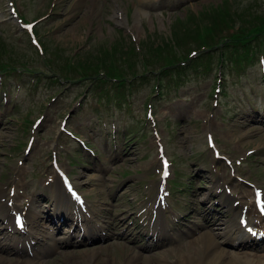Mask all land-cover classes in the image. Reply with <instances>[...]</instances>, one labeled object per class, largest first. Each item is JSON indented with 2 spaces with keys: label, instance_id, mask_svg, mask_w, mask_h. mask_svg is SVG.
Wrapping results in <instances>:
<instances>
[{
  "label": "rangeland",
  "instance_id": "rangeland-1",
  "mask_svg": "<svg viewBox=\"0 0 264 264\" xmlns=\"http://www.w3.org/2000/svg\"><path fill=\"white\" fill-rule=\"evenodd\" d=\"M11 2L25 23H35L42 56ZM256 29L264 31V0H0V64L18 68L0 75V189L16 184L29 196L53 197L57 166L89 199L97 226L123 220L132 230L168 187L161 203L167 200L174 218L188 215L170 237L215 233L219 221L209 213L217 219L222 210L202 203L212 179L232 202L253 205L254 188L264 192V40H227L229 32L240 38ZM172 43L188 62L168 69ZM42 62L54 64L53 73ZM127 71L125 89L107 79ZM177 71L182 75L172 76ZM158 138L171 164L166 183ZM211 192L214 198L220 191ZM187 232L194 235L187 239ZM111 234L49 250L38 263L174 264L186 251L172 244L147 250L145 241ZM11 262L26 263L6 257L4 264Z\"/></svg>",
  "mask_w": 264,
  "mask_h": 264
},
{
  "label": "bare ground",
  "instance_id": "bare-ground-1",
  "mask_svg": "<svg viewBox=\"0 0 264 264\" xmlns=\"http://www.w3.org/2000/svg\"><path fill=\"white\" fill-rule=\"evenodd\" d=\"M207 123V122H205ZM216 179V178H215ZM55 187L49 188L48 192L51 194L53 193V198H49L47 195L43 193H38L36 195H33V199H27L29 201L28 205V211L31 213L30 215V221L32 223H36L37 218L39 219H48L51 222L54 223L56 219H58L63 224L65 223V220H67V216L65 214V209L67 208L65 205L73 204L77 207L76 211L81 209V204L78 205L76 203V200H78V196L74 197L66 192L67 186L62 182L56 179ZM220 182H215L214 186L216 189L220 188L219 186ZM213 189V187L211 188ZM211 189L208 191V196L204 197L203 204L206 206L208 201L211 199L212 192ZM7 193H5L4 190L0 189V236L2 239L7 238L8 230L13 229V227L10 224H7L6 226L2 225L3 221H8V219L11 217V212L14 210V212L21 213L25 210H18L21 206L14 205L15 209L10 207V203L12 201L16 200L18 197H16V193L11 197L9 194V198L6 197ZM200 194H196L194 198L192 199L193 202H196L199 198ZM26 198V196H23ZM35 198V199H34ZM52 200V201H51ZM229 201L227 197H225V202ZM66 202V203H65ZM48 204H51V206H47ZM82 203V202H81ZM37 204H40V208H42L40 211L38 210ZM46 205V206H45ZM45 207L53 208L54 207V213L53 215L48 213L46 211ZM242 210V208H241ZM239 210V212H241ZM157 213L159 212L158 208L156 209ZM237 209L232 208L231 210H227L226 214H231L232 217L228 219L227 222H225V219H222L221 221L218 217V220L220 221L218 223L217 231L214 233L212 232H204L200 234V237L192 238L190 240L182 239L180 241H176L178 243L177 246H181L183 244L184 248L186 249L185 254H182L181 256H177L176 259L172 262L174 264H264V255H258L251 253L253 249H264V246L258 245L257 243H260V240L264 239V233L252 235L250 233V229L254 228L253 220L250 218L248 225L243 228L242 222L240 224V220L242 219V216L239 215V212L235 213ZM251 213V210H250ZM225 217L228 215L223 214L221 217ZM263 218L262 216L260 217ZM158 219V217H157ZM264 220V218H263ZM264 222V221H263ZM68 223H74L73 220H69ZM157 226H161V221L156 222ZM262 223V221H261ZM40 225L41 222H38ZM110 231L113 234L119 233V235H123L125 238H128L130 236H133L134 231L138 230V228H135V230H129L127 226H123V220L119 221L118 223H108L107 224ZM165 225V224H164ZM178 224L174 225V228H177ZM254 230V229H253ZM192 234V233H191ZM189 234H186L189 238ZM135 240L137 242H141L142 239L140 237H136ZM72 242L71 236H68L67 238H63L62 240H56L54 237L52 239L51 246L57 247L60 244H64L65 246H68ZM224 244H230L232 248H234L236 251H228L223 248ZM158 244H145L146 249H153L154 247H157ZM0 249H3L0 247ZM252 249V250H251ZM6 251V250H5ZM48 249L45 250V254L47 253ZM250 251V252H249ZM262 251V250H257ZM172 254V252H168V254H164L163 258L160 259L164 263L165 260L169 259V254ZM6 258L2 255L0 252V264L5 263ZM9 264H19L17 263H9ZM25 264H33L31 262L25 263ZM40 264V263H37ZM164 264H171L170 262L164 263Z\"/></svg>",
  "mask_w": 264,
  "mask_h": 264
},
{
  "label": "trees",
  "instance_id": "trees-1",
  "mask_svg": "<svg viewBox=\"0 0 264 264\" xmlns=\"http://www.w3.org/2000/svg\"><path fill=\"white\" fill-rule=\"evenodd\" d=\"M258 31H261V30H260V29H259V30L256 29V30H253V31H251V32L254 33V32H258ZM257 34H258V33H257ZM199 37H200L201 39H203V41H204V38H203L202 36H199Z\"/></svg>",
  "mask_w": 264,
  "mask_h": 264
},
{
  "label": "snow or ice",
  "instance_id": "snow-or-ice-1",
  "mask_svg": "<svg viewBox=\"0 0 264 264\" xmlns=\"http://www.w3.org/2000/svg\"><path fill=\"white\" fill-rule=\"evenodd\" d=\"M165 168H167V165H165ZM164 175H165V177L168 175L167 171H165ZM262 214H264V213H262Z\"/></svg>",
  "mask_w": 264,
  "mask_h": 264
}]
</instances>
